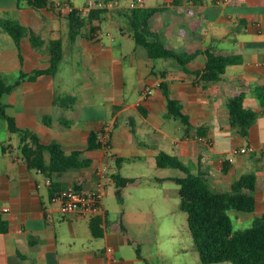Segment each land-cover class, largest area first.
I'll return each mask as SVG.
<instances>
[{
    "label": "crops",
    "instance_id": "crops-1",
    "mask_svg": "<svg viewBox=\"0 0 264 264\" xmlns=\"http://www.w3.org/2000/svg\"><path fill=\"white\" fill-rule=\"evenodd\" d=\"M62 1L76 7L87 2ZM144 5L165 8L154 19L164 42L198 52L185 69L175 58H151L128 32L120 31L118 24H127L119 11L127 8L125 3L87 20L72 40L67 14L49 6L0 0V72L6 80L13 83L22 71L49 67V45L61 39L64 55L74 58L71 77L78 89L61 90L67 76L60 74L59 66L55 74L26 79L4 95L8 113L44 142L56 140L68 152L81 149L92 161L72 170L67 182L54 185L47 173L28 166L18 148L20 137L17 144L0 140V214L10 223L8 231L0 233V264H156L152 253L143 252L147 241L159 244L162 226L156 217L182 210L178 184L158 178L185 174L177 167L158 166L160 151L179 157L192 173L206 174L214 190H228L242 175L255 174L254 211L264 213V107L256 92L264 85V0H162L158 4L145 0ZM6 21L28 29L19 45L5 29ZM104 22L123 37L111 30L114 36L107 42ZM31 32L43 40L40 47L33 46ZM207 49L238 55L240 61L229 65L221 79L202 81L194 71L205 66ZM12 73L16 77L11 79ZM162 81L170 96L181 102L188 123L170 113ZM94 83L97 90H91L92 97H98L85 98L90 93L84 90ZM235 91L245 92L244 105L259 113L247 136L230 123L228 99ZM116 92L121 96H114ZM68 95L73 98L61 103ZM45 115L52 117L49 124ZM107 128L109 146L89 150V133L102 129L103 140ZM199 136L211 138L212 143ZM110 161L116 162L117 172H112ZM104 166L108 170L103 235L94 236L95 216L64 214L52 197L68 186L92 189L98 169ZM116 173L137 179L124 188L121 199L109 188ZM120 215L126 232L111 227Z\"/></svg>",
    "mask_w": 264,
    "mask_h": 264
},
{
    "label": "trees",
    "instance_id": "trees-1",
    "mask_svg": "<svg viewBox=\"0 0 264 264\" xmlns=\"http://www.w3.org/2000/svg\"><path fill=\"white\" fill-rule=\"evenodd\" d=\"M18 5L25 1L34 7L49 6L56 9L53 0H17ZM165 8L163 6H140L136 8L119 9L120 14L127 18L126 23H119L121 32H128L136 44L146 48L151 58H175L185 69L187 64L197 55V51L189 52L176 49L171 43L164 42L154 27V19ZM108 12L106 9H93L83 15L80 10H73L67 14L70 23V38L74 40L87 20L100 17ZM5 29L14 37L19 45L28 29L15 21L3 23ZM128 30V31H126ZM34 47H40L43 40L34 32L30 33ZM207 61L204 67L194 72L202 81H216L222 78L227 67L240 61L238 55L216 53L209 49L204 51ZM50 65L45 69H36L32 73L22 71L19 77L9 82L0 72V118L7 121L10 132L20 134L19 150L28 166L40 169L51 177L50 183L62 185L72 177V170L83 168L91 164V159L84 156V151L74 149L66 151L60 142L54 140L44 142L41 137L30 128H21L15 117L8 113L7 104L3 96L12 92L16 86L26 79H36L42 74H55L64 55L63 41L56 39L49 45ZM161 86L167 98L169 111L180 117L183 123H188L187 115L183 112L179 100L170 96L167 84L162 81ZM257 95L264 107V85L256 89ZM73 98L68 95L60 99L61 103ZM245 92L235 91L228 99L230 123L237 127L240 133L247 136L250 127L258 117V111L244 105ZM50 115L44 116L49 124ZM102 129L92 130L88 135V149L96 150L104 146L101 140ZM8 147L3 146L6 150ZM160 167H177L184 176H169L158 178L160 181H173L179 186L180 207L187 213L189 232L198 249L202 263H216L231 261L233 264H264V213L254 219L251 225L234 229L229 209L252 212L256 209L255 190L257 179L255 174L247 173L233 181L228 190H214L210 187L206 174H194L190 168L176 155L160 151L157 157ZM117 186V195L121 199L124 188L137 179L126 177L120 173L114 174ZM101 216L93 217L91 228L94 236L103 235ZM9 221L0 214V233L8 231ZM111 227L120 232H126L123 215Z\"/></svg>",
    "mask_w": 264,
    "mask_h": 264
},
{
    "label": "rangeland",
    "instance_id": "rangeland-1",
    "mask_svg": "<svg viewBox=\"0 0 264 264\" xmlns=\"http://www.w3.org/2000/svg\"><path fill=\"white\" fill-rule=\"evenodd\" d=\"M86 0H77L80 4L85 3ZM150 4H158L162 0H147ZM123 2V0H122ZM117 7L112 10L119 9ZM113 31V34L118 38L123 37L117 28H112L107 22L103 23V37L107 42H111L112 35L109 32ZM113 35V36H114ZM126 40V39H125ZM127 41V40H126ZM133 41V40H132ZM61 67L60 74L67 76L64 84L61 86L63 92H76L78 89L75 87V83L71 77L72 70L74 66V58L71 54L63 55V58L59 64ZM11 79L16 77V73H12ZM61 83L62 82H58ZM59 89V88H58ZM131 88H128V92ZM91 90H97V85L94 83V86L84 90L87 92L85 98L87 99H96L98 95L92 97ZM118 90V89H117ZM64 93V94H65ZM114 96H121L119 92L113 93ZM179 119V118H176ZM180 120V119H179ZM124 120L120 118L119 122ZM20 134L10 132L7 127V121L4 118H0V140L5 142H13L15 144L19 141ZM112 165V172H117L116 162L110 161ZM109 188L111 189V194L116 196V183L112 179L109 183ZM229 214L232 217L234 229L239 230L243 229L252 224L254 219L262 215V211L257 209L252 212H245L236 209H229ZM239 215V216H238ZM243 216V217H242ZM156 220L161 223L162 229L158 232V245L155 241H147L143 246V252L152 253V260L156 264H204L199 258L198 249L193 241V238L189 232L188 226V216L187 213L183 210H180L178 214L175 215H163L157 216ZM160 249V253L156 254ZM209 264H233L231 261L216 262Z\"/></svg>",
    "mask_w": 264,
    "mask_h": 264
},
{
    "label": "built area",
    "instance_id": "built-area-1",
    "mask_svg": "<svg viewBox=\"0 0 264 264\" xmlns=\"http://www.w3.org/2000/svg\"><path fill=\"white\" fill-rule=\"evenodd\" d=\"M56 9L62 14H68L73 10H80L82 13H87L93 9H106L112 10L121 7L123 3L129 8H136L143 6L145 0H87L86 4L82 7L71 5L68 1L53 0ZM149 90L145 94H148ZM207 143H212V139L208 137L199 136ZM110 134L107 128L104 132L103 143L104 146H109ZM245 150L244 148L242 149ZM108 166L98 169V180L95 186L89 190H77L72 186H68L55 191L52 199L60 203L62 213H76L79 216H101L103 217L106 212L104 205V194L106 191V173ZM50 182V179L48 180ZM8 208H5V210ZM109 251L112 248H108Z\"/></svg>",
    "mask_w": 264,
    "mask_h": 264
}]
</instances>
